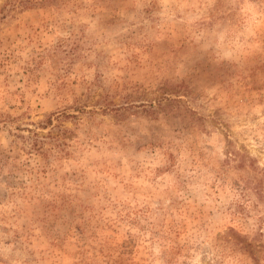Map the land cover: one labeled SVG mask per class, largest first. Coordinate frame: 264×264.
Here are the masks:
<instances>
[{
    "label": "rangeland",
    "instance_id": "374dc122",
    "mask_svg": "<svg viewBox=\"0 0 264 264\" xmlns=\"http://www.w3.org/2000/svg\"><path fill=\"white\" fill-rule=\"evenodd\" d=\"M0 264H264V0H0Z\"/></svg>",
    "mask_w": 264,
    "mask_h": 264
}]
</instances>
